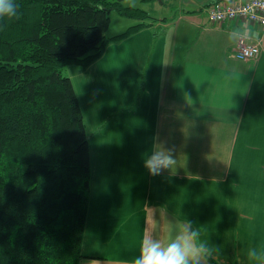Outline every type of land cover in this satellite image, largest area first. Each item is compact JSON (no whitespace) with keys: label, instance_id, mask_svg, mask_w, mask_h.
<instances>
[{"label":"crops","instance_id":"obj_1","mask_svg":"<svg viewBox=\"0 0 264 264\" xmlns=\"http://www.w3.org/2000/svg\"><path fill=\"white\" fill-rule=\"evenodd\" d=\"M216 1L236 0H144L146 25L65 67L90 133L79 264H131L147 232L166 241L185 219L216 249L208 264H250L264 247V25L212 22ZM242 41L261 53L238 57ZM160 147L177 164L152 176L144 159Z\"/></svg>","mask_w":264,"mask_h":264},{"label":"trees","instance_id":"obj_2","mask_svg":"<svg viewBox=\"0 0 264 264\" xmlns=\"http://www.w3.org/2000/svg\"><path fill=\"white\" fill-rule=\"evenodd\" d=\"M122 1L15 0L18 18L0 20V264L83 257L90 133L63 68L88 67L146 25L149 13ZM112 10L140 21L108 36Z\"/></svg>","mask_w":264,"mask_h":264},{"label":"clouds","instance_id":"obj_3","mask_svg":"<svg viewBox=\"0 0 264 264\" xmlns=\"http://www.w3.org/2000/svg\"><path fill=\"white\" fill-rule=\"evenodd\" d=\"M124 5L135 7L134 0H124ZM15 0H0V20L18 18ZM247 32L234 31L229 39L233 42L247 38ZM174 149L160 147L144 159V167L150 175H160L176 167ZM174 235L162 240L147 232L140 243L139 255L131 264H208L216 249L203 238L202 229L191 220L177 224ZM250 264H264V247H251L247 251Z\"/></svg>","mask_w":264,"mask_h":264},{"label":"built area","instance_id":"obj_4","mask_svg":"<svg viewBox=\"0 0 264 264\" xmlns=\"http://www.w3.org/2000/svg\"><path fill=\"white\" fill-rule=\"evenodd\" d=\"M212 22H224L236 17L247 18L264 25V0H236L216 2L209 7ZM261 53L259 43L241 42L236 55L242 59H252Z\"/></svg>","mask_w":264,"mask_h":264},{"label":"rangeland","instance_id":"obj_5","mask_svg":"<svg viewBox=\"0 0 264 264\" xmlns=\"http://www.w3.org/2000/svg\"><path fill=\"white\" fill-rule=\"evenodd\" d=\"M144 0H134L135 3V7H141L143 9H149V5H145L143 2ZM122 3L124 4V0L122 1ZM154 16H156V14H153ZM158 16V14H157ZM129 18V17H127ZM125 16L120 15L116 10H112L111 12V24H110V28L107 31V35L111 36V35H115L117 33H120L122 31H124L128 26L133 25L136 21H130L129 19H127ZM140 21V20H138ZM63 73L66 74V68H63Z\"/></svg>","mask_w":264,"mask_h":264}]
</instances>
